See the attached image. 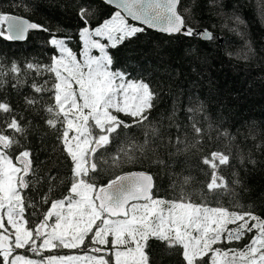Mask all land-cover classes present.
<instances>
[{
	"label": "snow or ice",
	"instance_id": "1",
	"mask_svg": "<svg viewBox=\"0 0 264 264\" xmlns=\"http://www.w3.org/2000/svg\"><path fill=\"white\" fill-rule=\"evenodd\" d=\"M105 2L115 5L117 10L95 27L88 23L93 16L90 6L77 12L84 25L79 31L82 60L67 46L70 37L57 38L59 29L50 32L41 24L0 10V37L24 40L29 30H41L50 33L49 43L59 51L48 65H24V75L35 73L33 81L45 74H52L53 79L50 86L48 79L40 84L33 82L31 88L40 95L24 97L23 109L45 113L43 124L56 133L71 164L67 195L51 199V182L56 177L39 176L38 169L33 167L29 136L36 134L39 126L24 116L19 102L14 106L7 95L0 97V264H109L105 258L109 255L114 257L113 264H150L145 250L149 238L161 242L166 250L178 251L182 264H264V218L252 211H230L223 206L194 203L186 193L172 200L154 197V178L146 171L114 173L106 183H96L94 176L108 164L105 154L114 141L120 142L123 137L111 164L134 163L128 155L129 147L142 152L160 131L149 120L157 93L143 79L130 78L126 70H113L109 49L143 33L145 27L140 25L169 35L203 41L214 39L212 32L194 23L191 9L182 7L181 0ZM22 6L25 12L30 11L27 5ZM260 12L264 15V7ZM233 18L237 24L245 23L239 16ZM94 49L99 55H92ZM186 54L196 57L197 47L190 46ZM8 71L17 75L18 83L26 82L19 78L22 72L19 65L13 63ZM197 104L187 112L192 114L191 131L202 138L211 133L213 124L205 115L207 128L197 126L193 117L204 112L203 102ZM121 114L130 118V122L121 119ZM133 129L145 130L143 145L132 141L129 133ZM216 131L218 137H228L230 143L235 139L226 130ZM177 143L188 147L179 136ZM230 157L238 158L240 164L245 161L242 154L233 156L231 151L228 154L214 151L201 161L209 170L204 187L212 197L228 188L219 170L229 164ZM248 162L256 164L253 159ZM41 181L47 192L36 202L31 197L26 201L25 190L31 186L36 191ZM38 204L48 205L39 216ZM248 233L253 235L242 249L214 247L239 241ZM57 249L82 250L83 254L45 255ZM18 250H27V254Z\"/></svg>",
	"mask_w": 264,
	"mask_h": 264
},
{
	"label": "trees",
	"instance_id": "2",
	"mask_svg": "<svg viewBox=\"0 0 264 264\" xmlns=\"http://www.w3.org/2000/svg\"><path fill=\"white\" fill-rule=\"evenodd\" d=\"M22 5H27L30 11L25 12ZM89 6L93 16L88 23L92 27L116 11L101 0H0V10L28 18L49 28L50 32L59 29L57 38L70 37L67 46L78 57L83 51L79 31L84 25L77 12L81 7ZM181 6L190 8L194 23L200 29L212 32L214 39L203 41L145 28L143 33L115 49H109L113 70H126L131 74L130 78L143 79L157 93L149 120L160 131L142 152L129 147L128 155L135 160L134 163L111 164V157L117 155L116 149L123 142V137L120 142L114 141L105 154L108 164L94 179L99 185L106 183L114 173L145 170L154 177V197L172 200L178 194L186 193L194 203L223 206L230 211H252L264 218V15L260 12L264 0H195V4L193 0H181ZM234 16H239L245 23L237 24ZM49 40L50 33L41 30L29 32L27 40L22 43L0 37V71L3 72L0 75V97L7 95L14 106L19 102L23 109L24 97L38 98L40 95L31 88L33 82L40 84L43 79H48L51 85L52 74L36 77L33 81L35 73L24 75L23 71L26 63L48 65L51 58L59 54ZM193 45L198 49L196 57L186 54ZM13 63L21 67L19 78L25 83H18L17 75L8 71ZM198 101L203 102L204 112L193 117L197 126L207 128L205 115L213 124L211 133L202 138L191 131L189 116L192 114L187 112L189 107H197ZM23 111L33 125L39 126L37 133L29 136L33 167L38 169L39 176L56 177L51 182L53 191L49 196L51 199L61 198L67 195L68 178L71 176V164L64 145L56 133L43 124L45 113L42 110L39 114L27 109ZM120 118L130 122V118L123 114ZM217 128L226 130L229 136L235 137L234 141L230 143L228 137H218ZM129 135L135 144H144L145 130L133 129ZM178 136L185 141L187 148L177 143ZM214 151L225 154L231 151L233 156L239 153L245 157L243 164L238 158L233 160L230 157L229 164L221 166L219 175L228 182V188L218 197H212L205 190L209 170L201 163ZM120 155L123 159V154ZM249 159L255 160L256 164L249 163ZM185 178H188L187 183ZM236 180L240 183H235ZM36 189L32 191L30 186L25 190L26 201L31 197L36 202L47 192L43 181L36 185ZM37 207L39 216V212L46 211L48 205L38 204ZM252 235L248 233L239 241L214 247L242 249ZM145 250L150 264L152 261L155 264H182L178 251L166 250L154 238H149ZM18 251L27 254V250ZM72 254L83 252L57 249L45 253ZM105 258L113 264V256Z\"/></svg>",
	"mask_w": 264,
	"mask_h": 264
},
{
	"label": "water",
	"instance_id": "3",
	"mask_svg": "<svg viewBox=\"0 0 264 264\" xmlns=\"http://www.w3.org/2000/svg\"><path fill=\"white\" fill-rule=\"evenodd\" d=\"M101 1H103L104 3H106L105 2V0H101ZM107 4V3H106ZM109 5V4H108ZM109 6H111L112 8H114L115 10H117L116 9V7H115V5H109ZM179 10V9H178ZM23 17V16H22ZM23 18H25V17H23ZM25 19H28V18H25ZM29 20V19H28ZM30 22H32V23H36V22H33V21H31V20H29ZM131 21V20H130ZM133 22V21H132ZM133 23H138V22H133ZM141 26H143V25H141ZM143 27H145V28H147V29H151V30H153V31H156V32H160L159 30H157V29H152V28H148L147 26H143ZM32 31H37V30H29V32H32ZM29 32L27 33V38H28V34H29ZM160 33H163V32H160ZM164 34H166V33H164ZM167 35H169V34H167ZM214 35V34H213ZM27 38L26 39H24V40H11V41H14V42H20V43H22V42H25L26 40H27ZM135 171H145V170H132V172H135ZM129 172V171H128ZM147 172V171H146ZM125 173H127V172H124V173H121V174H125ZM150 175H152L150 172H148ZM153 176V175H152ZM154 178V177H153ZM154 183H155V180H154Z\"/></svg>",
	"mask_w": 264,
	"mask_h": 264
},
{
	"label": "rangeland",
	"instance_id": "4",
	"mask_svg": "<svg viewBox=\"0 0 264 264\" xmlns=\"http://www.w3.org/2000/svg\"><path fill=\"white\" fill-rule=\"evenodd\" d=\"M59 52V51H58ZM59 55V54H58ZM58 55H56V56H58ZM92 55H99V52H98V50H92ZM77 58L78 59H80V60H82L83 59V56L82 55H80L79 57L77 56ZM70 136H71V133H70ZM7 226V225H6ZM72 255H78V254H72ZM79 255H81V254H79ZM60 256H64V255H60ZM35 258H37V257H35ZM114 259V258H113Z\"/></svg>",
	"mask_w": 264,
	"mask_h": 264
}]
</instances>
